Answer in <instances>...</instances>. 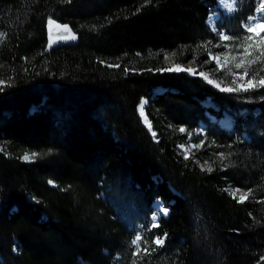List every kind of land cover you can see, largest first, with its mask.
Wrapping results in <instances>:
<instances>
[{
  "label": "trees",
  "instance_id": "trees-1",
  "mask_svg": "<svg viewBox=\"0 0 264 264\" xmlns=\"http://www.w3.org/2000/svg\"><path fill=\"white\" fill-rule=\"evenodd\" d=\"M259 1L237 0L217 31L249 35L242 22ZM216 3L0 0V264H255L264 256V87L222 92L164 69L166 53L194 61L210 45L243 51L206 25ZM49 18L68 23L76 43L46 52ZM262 68L264 59L246 78L264 76ZM225 113L229 128L219 124ZM200 123L191 141L201 146L185 159L177 146ZM32 152V162L21 159ZM231 188L252 195L239 203ZM156 199L167 214L153 228ZM165 233L163 246L151 243ZM138 234L150 254L133 255Z\"/></svg>",
  "mask_w": 264,
  "mask_h": 264
},
{
  "label": "snow or ice",
  "instance_id": "snow-or-ice-1",
  "mask_svg": "<svg viewBox=\"0 0 264 264\" xmlns=\"http://www.w3.org/2000/svg\"><path fill=\"white\" fill-rule=\"evenodd\" d=\"M65 2H69V0H65ZM137 11H139V9ZM255 11H256V15H250L248 17V22L244 25L245 31L247 33H249V35H245L242 38L238 39V38L229 36V35L225 34L224 32H218V36L222 42L233 41V40L238 39V42L236 44V48L242 49L243 50L242 52H237L236 55H232L231 53H232L233 49L231 47H229L228 44L223 45V47L228 49V51H225V52L221 53L220 55L213 56L209 52L210 60H215V62L217 64L216 71L225 70L224 71L225 76L232 75L234 77V79L232 81L233 85L236 84V78L235 77L237 76V73H235L233 71L232 66H234L235 69H243V74L239 75V79L244 80V78L249 75V68L252 65L257 64L258 62L262 61V59H264V35L261 34V33H264V2H260L259 6L256 8ZM47 28H48V33H49V45H51L52 40H53V38H52L53 29L62 30V31L69 33L68 37L58 36L57 39H66V38L75 39V36L71 35V31L67 25H61V24L57 23L55 20H53L52 18H49L47 20ZM6 35L7 34L5 32L0 31V43H3V41L6 38ZM203 47L206 48L207 46L204 45ZM253 51L259 52V55H253ZM221 57L223 59H221ZM207 62H209V61H206V63ZM230 65H232V66H230ZM165 70L166 71H187L190 74H196L195 69H192V68L183 69V68H180L179 66H174L170 69H165ZM261 71H264V68H262ZM199 75L208 84L219 88V90L222 92H240V91H249L250 90L249 87H243V88H241V87H222L221 82H217V81L211 79L207 73L201 72V73H199ZM9 79H11V78H9ZM5 84H6L5 81L0 80V86L5 85ZM247 84L250 85L252 89H255L258 87H264V76H261L257 79L256 75H253L252 78L247 81ZM0 91H3V87H0ZM144 104H145V101L142 99L140 102V105L138 107V110L140 112L141 117L144 118L145 124L149 127V131H151V125L144 115V111H143ZM179 131L184 132L185 129L180 128ZM152 134H153V137L155 138L156 134L154 132ZM200 146L201 145H193V147H195V148H199ZM181 147H183V146H181ZM38 155L39 154L36 152H32L30 154L25 153L24 156L22 157V159L25 161H32ZM184 158L185 159L189 158L187 152H185ZM218 159L223 161L224 159H226V157L224 154L221 153L218 155ZM201 167H202V170H204L206 168L207 171H209V172H211L213 170L211 165L207 161H205L204 165H202ZM49 183H51V181ZM226 191H228V190H226ZM229 194L232 196L233 199H236L237 202L242 203L252 195V190L249 189L248 191L242 192L241 189L237 188V189L230 190ZM238 194H239V197H238ZM237 197H238V199H237ZM164 211L167 212V209H165ZM153 219L155 220V217ZM157 226L158 225L156 223L152 224L153 228H155ZM166 236H167V234L165 233L164 237H157L151 243L155 244L157 247H161L165 243V237ZM141 240H142V237H141V235L138 234L131 241V244L136 246V251L133 253V255H138L141 251H143L145 254H150L149 249L147 247H145L143 250L140 248L139 242ZM156 250H157L156 248L151 249L152 252H155ZM260 259L264 260V256H261ZM133 264H136V261H133Z\"/></svg>",
  "mask_w": 264,
  "mask_h": 264
},
{
  "label": "rangeland",
  "instance_id": "rangeland-1",
  "mask_svg": "<svg viewBox=\"0 0 264 264\" xmlns=\"http://www.w3.org/2000/svg\"><path fill=\"white\" fill-rule=\"evenodd\" d=\"M216 1H217L216 6H215L216 8H212V10L209 11L208 18L206 19V25H208V27L211 29V31H214V32L218 33V32H224L223 30L217 31L218 30L217 29L218 28L217 27L218 26L217 25L218 24L217 19L219 17L218 14L231 15L234 12V10H236L237 0H216ZM260 2H264V1L263 0H260L259 3ZM254 15H256V12H255ZM247 22H248V19L245 22H242L243 28H244V25ZM210 47H211V49H208V51H204L205 52L204 54L203 53L202 54H199L197 56V59H195L194 61L193 60H189L188 58H185L183 61H179L177 59H174V57H173V55L171 53H166V54H164V57H163V61L165 63V65H164L165 68L164 69H170V68H172L174 66H179L180 68H183V69L192 68V69H195L196 70V74H190L187 71H171V72H173V73L174 72H183V73H186V75L187 74L190 75V76L197 75L200 78H202V77L199 75V73H201V72L207 73L211 79H213V80H215L217 82H221V86L222 87H241V88H243V87L249 86L247 84L248 79L245 77L244 80H240L239 79V75H242V74L241 73L240 74L237 73L236 72V69L232 65H230V66L233 67V71L235 73H237V76L235 77L236 78V84L235 85H233V83H232V81L234 79V77L232 75L226 76V77L229 78L228 81H226L223 78L219 77L220 75H218L217 74V71H216L217 64H216L215 60H210L209 52L213 56L220 55L221 52L212 50V49H214L213 48L214 45H210ZM203 56H208V60L207 61H209V62L206 63V61H202V57ZM221 59H223V58L221 57ZM5 79H6L5 73H1V70H0V80L5 81ZM213 88H214V86H213ZM215 88H217V87H215ZM156 89H154V90H156ZM217 89H219V88H217ZM204 104L205 105L214 106L213 102L210 101V100H206ZM145 105H146V102H145ZM143 110H144V108H143ZM228 115L229 114L225 113V115L223 116V118H221L219 120V124L221 126H224V127H228L229 128V125H230V117ZM202 129H203V124L200 123L199 126H198V128L196 130H194L191 135H189V137L187 138L188 141L186 143L179 144L177 146L178 151L181 152L183 155H185V152H187V154L189 155L190 154V149L193 147V142L191 141V139L193 137H195L197 134L202 135L203 134ZM181 146H183V147H181ZM1 150H2V148H1V144H0V151ZM22 157H21V159H22ZM23 161H25V160H23ZM25 162H32V161H25ZM232 189H236V188H231L230 190H232ZM238 196H239V194H238ZM153 209H154V211H153L154 214L151 216V219H152L153 223H157V219H158V217L160 215H166L167 214V212L164 211L165 210V207L163 205V202L160 199H156L153 202ZM154 217H155V220L153 219Z\"/></svg>",
  "mask_w": 264,
  "mask_h": 264
},
{
  "label": "water",
  "instance_id": "water-1",
  "mask_svg": "<svg viewBox=\"0 0 264 264\" xmlns=\"http://www.w3.org/2000/svg\"><path fill=\"white\" fill-rule=\"evenodd\" d=\"M53 19V18H52ZM54 20V19H53ZM56 21V20H55ZM57 23L61 24V25H67L68 28L70 29L71 31V35H74L75 36V39H71V38H66V39H57L58 36H62V37H68L69 36V33L68 32H65V31H62V30H56V29H53V32H52V43L51 45H49V33H48V28H47V21H46V43H45V51L46 52H49L51 51L52 49H55L57 47H61V46H70V45H74V43H76L77 41V34L72 31V28L71 26L68 24V23H61V22H58L56 21ZM162 89H156L155 92H161ZM142 100V99H141ZM143 100H146V99H143ZM146 105H147V101H146ZM137 107V106H136ZM140 115V113H139ZM141 117V115H140ZM147 117V116H146ZM142 119V117H141ZM148 119V118H147ZM144 126L147 128V130L149 131V128L145 125L144 121L142 120ZM149 122V120H148ZM150 123V122H149ZM151 125V124H150ZM152 129V127H151ZM152 131V132H151ZM149 131V133L151 135H153V130ZM255 264H264V260H257Z\"/></svg>",
  "mask_w": 264,
  "mask_h": 264
},
{
  "label": "bare ground",
  "instance_id": "bare-ground-1",
  "mask_svg": "<svg viewBox=\"0 0 264 264\" xmlns=\"http://www.w3.org/2000/svg\"><path fill=\"white\" fill-rule=\"evenodd\" d=\"M145 102H146V100H144ZM140 105V104H139ZM144 106H145V104H144ZM138 107V106H137ZM144 108V107H143ZM144 111V110H143ZM144 115H145V113H144ZM146 117V116H145ZM147 118V117H146ZM142 120H144V118L142 119ZM145 123V122H144ZM146 125V124H145ZM147 126V125H146ZM148 127V126H147ZM152 130V129H151ZM152 132V131H151Z\"/></svg>",
  "mask_w": 264,
  "mask_h": 264
},
{
  "label": "built area",
  "instance_id": "built-area-1",
  "mask_svg": "<svg viewBox=\"0 0 264 264\" xmlns=\"http://www.w3.org/2000/svg\"><path fill=\"white\" fill-rule=\"evenodd\" d=\"M243 192V191H242Z\"/></svg>",
  "mask_w": 264,
  "mask_h": 264
}]
</instances>
